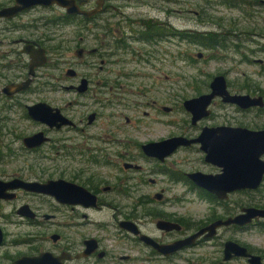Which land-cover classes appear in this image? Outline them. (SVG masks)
Returning a JSON list of instances; mask_svg holds the SVG:
<instances>
[{"label":"flooded vegetation","instance_id":"obj_1","mask_svg":"<svg viewBox=\"0 0 264 264\" xmlns=\"http://www.w3.org/2000/svg\"><path fill=\"white\" fill-rule=\"evenodd\" d=\"M100 1L76 0L80 12L52 4L0 16V264H252L227 250L233 240L264 263V251L233 239V230L264 225V219L247 227L222 225L213 235L208 230L185 242L244 207L264 208L253 203L233 208L234 194L253 191L230 192L221 199L197 186L189 173L221 171L206 161L199 144L180 146L160 159L144 152V144L158 142L149 141L137 143L143 157L130 155L118 136L125 133L122 118L133 123L125 110L134 90L126 92L130 85L109 79V72L93 94L90 77L78 71L88 58L100 59L104 70L110 58L143 54V44L174 35L182 38V32L173 28L174 0H104L101 5ZM182 1L189 5L190 0ZM241 1L246 0L223 3L235 8ZM130 4L155 13L133 18L124 10ZM259 4L264 0H247L252 8ZM16 5V0H0V11ZM252 10L257 16L258 10ZM195 12L203 15L204 9ZM92 39L96 43L88 46ZM133 41L143 48L131 45ZM90 65L92 69L94 63ZM83 79L89 84L85 92L79 91ZM257 91L243 94L264 97L263 90ZM88 96L102 102L101 108L111 109L101 125L100 112L85 110L82 98ZM136 104L150 108L142 111L145 117L173 109L158 99ZM205 126L209 125L200 130ZM97 128L100 131L94 132ZM201 131L168 138H195ZM195 147L210 169L178 168L185 162L173 160L175 155ZM138 158L150 161L151 174L158 178L137 176L144 172ZM192 192L210 203L211 212L203 219H191L184 211ZM198 247L211 249L209 255L202 252L199 260L190 259V251Z\"/></svg>","mask_w":264,"mask_h":264},{"label":"rangeland","instance_id":"obj_2","mask_svg":"<svg viewBox=\"0 0 264 264\" xmlns=\"http://www.w3.org/2000/svg\"><path fill=\"white\" fill-rule=\"evenodd\" d=\"M258 1V0H257ZM172 23L175 32L209 34L210 32L226 35L227 48H206L199 44L190 43L177 35L166 37L164 41L155 44H143L146 51L139 55H126V57H114L107 60L105 69H100V59L88 58L84 64L78 66L81 75L91 79L92 91L98 87V81L109 79L116 82L129 84L126 89L134 90L132 98H127L129 108L125 110L126 118L133 123H127L122 118L120 125L125 133L119 135V139L125 144L130 155L141 154L137 143L159 141L169 136L180 133H198L202 125H239L252 129L264 128V108H254L244 111L236 105L226 104L217 99L212 105V115L204 118L198 126H193L192 115L184 107V101L210 90V82L218 74L227 76L229 87L233 92H248L246 89H258L264 91V4L251 7L241 1L239 7L232 8L223 3V0H190L186 5L182 0H174ZM188 9L190 11L188 12ZM203 15H197L195 11H202ZM252 9L258 10V15ZM133 18L140 17L154 10L149 7H137L135 4L127 5L124 9ZM181 10V11H178ZM87 44H95L96 40H87ZM133 46L142 47L140 43L133 41ZM142 47V48H143ZM202 53V57L198 54ZM91 63L94 66L91 69ZM124 74V76H120ZM261 91V92H263ZM258 92V91H257ZM106 98V94H98ZM158 99L165 102L172 109L170 112H153L149 117L142 113L150 110L147 106H138V100ZM82 102L87 104V113L100 112L102 122H106L109 109L101 108L96 100L90 96L83 97ZM136 108V109H135ZM99 128L94 132H99ZM179 152L174 159L183 160L177 167L184 171L205 168L210 169L202 161L203 154L196 149ZM143 157V155H142ZM138 164L143 166V175L139 177H156L151 174V162L138 158ZM146 175V176H144ZM264 204V183L260 190L251 194L246 192L233 195V208L240 209L243 205ZM186 213L191 219H203L210 211L208 200L200 198L194 192L190 193L188 202H185ZM264 225L250 227L245 231L233 230V239L248 244L255 249L264 251ZM211 250V249H208ZM208 250L201 247L190 251L189 258L199 260L201 253L209 255ZM192 253V254H191Z\"/></svg>","mask_w":264,"mask_h":264},{"label":"water","instance_id":"obj_3","mask_svg":"<svg viewBox=\"0 0 264 264\" xmlns=\"http://www.w3.org/2000/svg\"><path fill=\"white\" fill-rule=\"evenodd\" d=\"M17 5L0 11V16H12L24 8L34 5L57 4L67 8L68 12H77L79 7L76 0H16ZM104 2L101 0L100 5ZM80 12V11H78ZM91 15L93 12H84ZM202 53L198 57H202ZM88 80L83 79L79 91L88 89ZM221 98L223 103L233 104L241 109L264 108L263 96H252L251 94L233 93L230 90L227 76L218 74L210 82V92L186 99L184 107L192 115V123L197 124L211 114V105L214 99ZM171 108H167L170 110ZM38 115V114H36ZM47 115L45 116V118ZM47 120V118H46ZM199 144L206 154V161L219 167L221 171L217 174H205L203 172L189 173L191 180L199 187L216 194L219 198L228 197L230 192L251 190L256 191L264 183V128L251 129L244 126H205L201 133L195 138L175 136L158 142H149L143 145L144 152L149 156L164 159L180 146H191ZM255 219H264V208L253 206L244 207L242 211L226 220H219L207 226L205 229L191 236L185 242H193L206 231L213 235L216 229L222 225L231 223L247 227ZM127 227L131 228L128 223ZM2 235H0V241ZM233 249V254L249 258L252 264H264L262 257L252 254L248 248L233 240L227 244V250Z\"/></svg>","mask_w":264,"mask_h":264},{"label":"trees","instance_id":"obj_4","mask_svg":"<svg viewBox=\"0 0 264 264\" xmlns=\"http://www.w3.org/2000/svg\"><path fill=\"white\" fill-rule=\"evenodd\" d=\"M228 1V0H227ZM226 4L230 5L229 2H226ZM231 6V5H230ZM150 32V30H149ZM182 38L187 39L190 43H197L201 46H204L206 48H227V36L223 35L221 33L216 32H210L209 34H201L200 32H194V33H182ZM248 92H256L258 89H250L249 87L246 88ZM264 229V226H263Z\"/></svg>","mask_w":264,"mask_h":264}]
</instances>
